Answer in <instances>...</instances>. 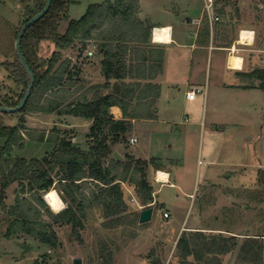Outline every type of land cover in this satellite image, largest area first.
<instances>
[{
	"label": "rangeland",
	"instance_id": "374dc122",
	"mask_svg": "<svg viewBox=\"0 0 264 264\" xmlns=\"http://www.w3.org/2000/svg\"><path fill=\"white\" fill-rule=\"evenodd\" d=\"M33 1L35 0H0V102H14L26 90L24 84L14 77L12 68L16 60L15 31L22 26L26 19V7H31ZM124 1L131 3L133 16H140L148 23L164 16L160 7L167 2ZM178 1L173 4L176 5ZM110 2L114 0H68L66 13L69 18L77 19L86 12L90 4L108 5ZM131 18L125 22L111 19L110 23H104L100 31H93L92 34L101 36V31L108 34L116 26L131 31ZM99 42L101 39H78L64 49H58L53 42L47 40L36 45L35 51L39 57L51 56L54 50H59L60 62L66 68L62 75L64 82L57 90L33 94L27 110L0 112V122L18 127L21 135L10 151L4 153L1 161L4 157L11 158L8 159L11 161L19 157L27 161L41 159L58 148L60 139L70 141L74 138V146L82 150L87 148L91 142L88 134L81 130L78 133L76 127H65L64 124H69L68 121L63 122L60 118L64 117L56 118L54 115L56 112L64 113L67 108L69 110L68 102L81 99L80 94L83 92H90L92 96L95 93L103 94L105 81L89 84L87 78L90 75L82 73L81 68L85 63L101 60L102 55L97 50ZM88 49L93 50V55L86 60ZM207 66L209 77L210 58ZM93 73L94 70H90L89 74ZM81 90L82 93L75 95ZM199 97L200 95L196 101L198 103L200 100V105L195 109L188 108L189 112L184 111L182 120L187 114L194 116V120L187 123L192 133L188 149H192V165L188 166L187 173L192 176V189L195 187L200 192L194 191L195 200L187 198L183 211L178 207L170 208L171 214L179 224L185 221L188 226L193 224L194 227L201 228L206 239L210 238V234L217 233L236 236V246L219 256L220 264H264V90L244 89V96L231 94L221 98L205 97V100L202 96ZM171 153L174 154V151ZM173 157L175 161L168 160L166 165L175 164L180 155ZM1 164L10 167L6 162ZM56 172L57 168L51 173L55 182L58 177ZM114 173L122 179L117 181H120L124 202L119 208L123 210L105 216L99 199L93 198L98 190L97 183L89 177L83 178V181L78 180L80 188L74 207L79 206L77 214L82 225L76 232L70 224L53 223L49 214V211L59 212L67 202L62 200L63 207L59 211H53L44 199L45 191L40 194L47 207L36 201L34 193L28 191L27 179L11 183L6 189V206L13 205L16 196L32 202L41 212L39 219L52 223L57 236L54 246L42 243L38 238L23 232L6 237L2 233L7 218L3 217L4 211H1L0 264H73L75 257H80L82 264H178L180 257L176 243L180 232L164 236L166 231L163 230L169 228L164 223L156 228L154 236H143L142 231L147 230L148 225L146 222L138 223L133 202L130 205V197L135 188L132 178L138 175L121 167ZM205 177H209V181L205 182ZM55 182L50 189H55L60 196V185ZM169 190L164 187L159 196L166 200L173 195ZM28 213L34 215L32 211ZM37 227L41 226L37 224ZM243 242L244 248L241 247ZM259 244L262 245L261 248L258 247ZM188 264L200 262L188 256Z\"/></svg>",
	"mask_w": 264,
	"mask_h": 264
},
{
	"label": "crops",
	"instance_id": "0c3cea01",
	"mask_svg": "<svg viewBox=\"0 0 264 264\" xmlns=\"http://www.w3.org/2000/svg\"><path fill=\"white\" fill-rule=\"evenodd\" d=\"M176 1L178 0H167L160 7L164 16L147 22L151 30L144 43H128L125 58L127 69L129 65L133 66L131 73L128 71L122 79L111 78L109 84L103 87V93L112 91L114 82L121 87L122 84L128 87L125 97L121 98L127 117H124L119 105L109 107L114 120H128V129L120 135L122 138L111 145V153L105 160L110 164L112 157L115 158L113 152L116 151L122 156L119 159L121 161L125 160L127 154L148 161L145 177L151 188L152 200L144 203L140 192L135 191V185L130 197V205L133 202L139 224L142 223L139 221L140 211L149 206L153 208L150 220L146 221L147 230L142 231L143 236H154L156 228L164 223L169 225L167 230H163L166 231L164 236H173L175 232L181 234L187 230H201L193 224L188 226L185 221L179 224L170 211L177 207L183 211L187 198L195 200L196 193L200 192L195 187L192 189V176L187 173L188 166L192 165V149L188 150L192 133L187 123H191L194 116L187 114L182 120V114L184 111L189 112L188 108L198 107L201 96L204 100L205 97L221 98L231 94L244 96V89L259 88L260 79L256 70L264 68V1L221 0V4L217 0L220 20L212 25L208 24L203 14V0H179L174 5ZM140 19L144 20L142 17ZM156 26L169 27L165 41L155 40ZM243 29L253 31L251 41L239 42ZM233 50L241 57V65L237 68L228 64ZM209 58L210 72L207 77ZM89 59L87 57L86 60ZM100 61L85 63L81 67L82 73L90 75L87 78L89 84L107 82L102 74ZM90 70H94V73L89 74ZM193 86L204 88V93L198 94V103V95L192 100L186 98V92ZM78 93H82V90L75 95ZM80 95L88 99L92 97L90 92ZM148 112H153L154 116L141 117V114ZM54 116L64 117L60 118L61 121L67 120L69 123L64 124L65 127H76L78 133L81 130L88 134L93 123V119L69 113L68 108L64 113L56 112ZM85 127L87 130H84ZM131 136L137 138L135 143L129 142ZM70 141L75 140L71 138ZM175 155H180L181 160L177 158L175 164L166 165L168 160L175 161ZM159 171L167 175L166 179L158 178ZM204 180L209 181V177ZM164 187L173 194L166 200L159 196ZM164 211L168 212V217L163 216Z\"/></svg>",
	"mask_w": 264,
	"mask_h": 264
},
{
	"label": "trees",
	"instance_id": "16d2710c",
	"mask_svg": "<svg viewBox=\"0 0 264 264\" xmlns=\"http://www.w3.org/2000/svg\"><path fill=\"white\" fill-rule=\"evenodd\" d=\"M45 2L46 0H35L31 7L27 6L24 22L39 12ZM67 2L68 0H51L46 13L28 26L21 37V49L34 73V84L28 99L19 111L29 108L30 98L36 92L47 93L57 90L64 82L62 75L66 68L62 67V61L60 62L59 50H54L51 56L39 57L35 47L40 41H51L58 49H64L78 39H101L97 50L103 55L101 65L107 81L104 82L103 86L106 87L107 83L109 84V79H122L128 71L131 73L133 66L129 65V69H127L125 58L129 48L128 43L133 42L136 45L144 43V39L150 33L151 26L147 24V21L141 20L139 16L135 14L133 16L131 3H126L124 0H114L108 5L105 3L90 4L86 12L77 19L68 17L66 13ZM130 17H132L131 24L133 23L131 31L115 25V32L108 29L111 33L105 34L101 31V36L92 34L93 31H100L99 29L104 23H110L111 19L115 22H125ZM18 31H15V40ZM12 72L14 77L18 78L26 88L29 77L17 53ZM256 73L260 79L258 87L264 90V68L256 70ZM127 90V85L122 84L121 87L117 82H114L110 92L95 93L90 99L84 96L79 100L72 99L69 101V113L93 119L88 133L91 142L84 150L74 146L69 140L60 139L58 148L49 156H43L41 159L27 161L23 157H19L11 161L8 160L11 158L4 157L1 161L4 153L10 151L11 146L17 142L21 135L18 127L0 122V213L4 211L3 217L7 218L4 236L8 237L23 232L38 238L42 243L50 246L55 245L57 235L51 225L52 223L39 219L41 212L37 206L19 196H16V202L11 206H6L4 200L6 189L11 183L23 182L24 179H27L28 191L34 193L36 201L46 205L40 193L53 186L55 180L51 177V173L56 168L58 177L55 183H59L61 199L67 202V205L59 212L49 211V214L53 223L70 224L74 232L82 225L77 214L79 206L74 207V203L78 200L77 193L80 188L78 180L83 181V178L89 177L97 183L98 190L93 194V198L99 199L105 216H111L123 210L119 208L124 203L122 191L119 182L115 181L122 179L114 173L120 167L125 171L130 170L132 173H137L138 176L132 178L137 188L136 191L140 192L144 203L152 200L151 188L145 177V167L148 161L134 158L129 154L125 155L124 161L112 157L110 164H106L105 160L111 153V145L122 138L120 135L128 129V120L125 119L127 117L126 108L121 99L125 97ZM23 94L24 92L14 102L5 100L0 104L15 106ZM116 104L121 107L124 119L114 120L109 113V107ZM141 115V117L151 118L154 113L148 112ZM1 162H6L10 167H5ZM29 211L34 212V215H30ZM37 224L41 227L38 228ZM205 235L202 230H187L180 234L176 243L180 257L178 264H188V256H192L200 264H220L219 256L230 252L236 246L235 235L210 234L209 239H206L207 236ZM241 247L244 248V242ZM258 247L261 248L262 245L259 244Z\"/></svg>",
	"mask_w": 264,
	"mask_h": 264
},
{
	"label": "water",
	"instance_id": "95a60500",
	"mask_svg": "<svg viewBox=\"0 0 264 264\" xmlns=\"http://www.w3.org/2000/svg\"><path fill=\"white\" fill-rule=\"evenodd\" d=\"M50 4H51V0H46L43 8L39 12H37L35 15H33L31 18L26 20L22 24V26L20 27V29L18 31L16 40L14 43L15 44V50H16L17 56H18L21 64L23 65L24 70L28 74L29 80H28L26 90H25L22 98L18 102V104H16L15 106H6V105L0 104V112L14 113V112L19 111L23 107V105L25 104L26 100L29 97V94H30L31 89H32L33 84H34V73L28 64L26 57L24 56V53L22 52L20 41H21V37H22L24 31L26 30V28L28 26H30L32 23H34L35 21H37L39 18H41L46 13V11L48 10ZM113 156L115 158H118V159L122 158V156H120L116 151L113 152ZM152 211H153V208L151 206L143 208L139 214V221L140 222H146V221L150 220V218L152 216ZM73 264H82L81 258L75 257L73 259Z\"/></svg>",
	"mask_w": 264,
	"mask_h": 264
},
{
	"label": "bare ground",
	"instance_id": "6f19581e",
	"mask_svg": "<svg viewBox=\"0 0 264 264\" xmlns=\"http://www.w3.org/2000/svg\"><path fill=\"white\" fill-rule=\"evenodd\" d=\"M169 27L167 26H156L154 32V38L156 41L161 42L162 40L168 37ZM253 31L252 30H241L239 36V42L244 43L251 41L253 38ZM165 41V40H164ZM163 43V42H162ZM235 53V54H234ZM229 66L233 68H237L241 65V57L236 54V51L233 50V53L229 56L228 61ZM158 178L163 180L166 179L167 175L162 171L158 172ZM61 196L58 195L55 189H48L44 192V199L46 200L47 204L53 211H59L63 207V201L60 198Z\"/></svg>",
	"mask_w": 264,
	"mask_h": 264
},
{
	"label": "built area",
	"instance_id": "2783aa9c",
	"mask_svg": "<svg viewBox=\"0 0 264 264\" xmlns=\"http://www.w3.org/2000/svg\"><path fill=\"white\" fill-rule=\"evenodd\" d=\"M203 14L209 25H212L213 23L220 20V13L218 11L217 0H203ZM91 55H93V50L88 49L86 51V56L89 57ZM203 93H204V88L199 86H193L191 89H189L186 92V98L192 100L196 95ZM136 141L137 138L135 136H131L129 138L130 143H135ZM168 215L169 214L167 211L163 212L164 217H168Z\"/></svg>",
	"mask_w": 264,
	"mask_h": 264
}]
</instances>
